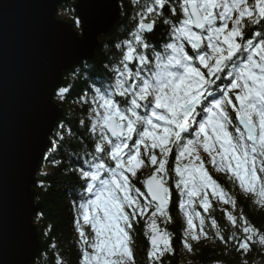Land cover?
<instances>
[{"label":"snow or ice","instance_id":"1","mask_svg":"<svg viewBox=\"0 0 264 264\" xmlns=\"http://www.w3.org/2000/svg\"><path fill=\"white\" fill-rule=\"evenodd\" d=\"M77 7L74 47L47 63L11 149L0 103V264L29 260L24 161L44 154L60 164L62 144L80 189L72 201L75 264H137L140 221L147 264H164L176 254L167 230L173 188L185 253L216 240L237 264H249L254 247L264 248V229L238 211L209 166L264 207V0H80ZM117 15L122 31L97 64L91 34ZM73 93L84 116L77 144L66 141L77 136L59 109ZM216 206H227L228 234L212 216ZM54 261L65 264L61 254Z\"/></svg>","mask_w":264,"mask_h":264},{"label":"trees","instance_id":"2","mask_svg":"<svg viewBox=\"0 0 264 264\" xmlns=\"http://www.w3.org/2000/svg\"><path fill=\"white\" fill-rule=\"evenodd\" d=\"M119 1L120 5L125 3V0ZM74 2L75 0H67L61 4L57 10L56 17H63L64 20L71 23L75 22L72 9ZM141 2H143V0H141ZM131 15L134 17L135 12H132ZM122 19L123 16L120 15L114 26H112L108 32L98 37V45L93 54V58L97 64L104 59L106 54L110 55V45L107 42L114 40L122 31V28L119 26ZM159 31H161V29L157 28V33H159ZM63 79L71 82L68 70L63 71ZM76 99L75 93H73L68 97L67 103L59 106L63 112V119L66 121L65 127H70L72 129V134L77 136L75 140L67 135L65 136L66 141L70 144L80 143L78 134L83 131L78 121L83 119L84 116L80 110L81 105L76 102ZM55 133L56 129L53 130L50 137L55 138ZM61 153L71 154V149L68 147V144H62L60 152L56 154L55 158L61 161L60 164H56L51 160H46L43 157L40 162V168L36 174L34 188L38 192L36 199L40 201L41 208L35 214L33 220L37 226L41 249L32 264H55L54 257L57 254H61L65 264H75V232L73 227L75 212L72 207V201L74 196L79 193L80 189L77 184L76 176L71 174L72 166L67 159V155H61ZM209 169L211 175L237 198L238 211L242 210L249 221L257 228L264 229V207L255 205L253 203V197L251 195L242 194L240 189L233 185L226 175L216 172L214 169ZM147 174V170H145L142 174V178L143 175ZM41 184L43 186H41ZM137 186L142 187L139 183H137ZM178 201V193H176L173 188L172 204L170 205L173 221L167 225V230L172 234V243L176 249V254L166 257L164 264H214L215 260L227 261V264H237L236 255H227L224 251V245L216 240L203 241L197 246V251L195 253H185L181 243L182 225L184 221L183 215L177 207ZM221 207L227 206L214 207L212 216L220 223L222 230L228 234L231 231V227L223 220ZM198 210L202 212V209L198 208ZM207 226L210 230V224ZM133 236L137 264H147L148 239L144 235L143 221L136 223ZM53 244L56 245L55 249L51 248ZM247 258L249 264H264V248H260L258 245L255 246L254 250Z\"/></svg>","mask_w":264,"mask_h":264},{"label":"water","instance_id":"3","mask_svg":"<svg viewBox=\"0 0 264 264\" xmlns=\"http://www.w3.org/2000/svg\"><path fill=\"white\" fill-rule=\"evenodd\" d=\"M66 1L0 0V8L3 9L0 12V103L3 106L10 149L15 144L31 92L47 63L57 58L63 49L74 47L71 36L78 30L71 22L56 17L59 6ZM79 3L80 0H75L72 7L77 19ZM115 3L119 6L118 0H115ZM118 18L119 15L103 32L93 30L88 44L92 57L98 45V37L108 32ZM68 62L69 59L65 57L64 63ZM63 71L67 69L61 70L62 79ZM59 109L62 112L60 107ZM43 157L44 154H31L24 161L27 187L31 193L26 201L28 224L31 229L28 264H32L41 249L37 226L33 219L41 208L40 201L36 199L38 192L34 184Z\"/></svg>","mask_w":264,"mask_h":264},{"label":"rangeland","instance_id":"4","mask_svg":"<svg viewBox=\"0 0 264 264\" xmlns=\"http://www.w3.org/2000/svg\"><path fill=\"white\" fill-rule=\"evenodd\" d=\"M118 1H119V0H118ZM119 2H120V1H119ZM119 17H120V15H119ZM62 18H63V17H62ZM62 18H61V19H62ZM118 19H119V18H118ZM73 23L76 25L75 22H73ZM73 23H72V24H73ZM115 23H116V22H115ZM74 24H73V25H74ZM113 26H114V25H113ZM75 28H77V26H75ZM209 167L211 168V166H209Z\"/></svg>","mask_w":264,"mask_h":264}]
</instances>
